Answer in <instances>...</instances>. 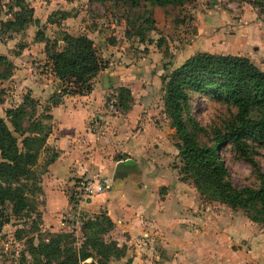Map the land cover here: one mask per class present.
Returning a JSON list of instances; mask_svg holds the SVG:
<instances>
[{"label":"rangeland","instance_id":"obj_1","mask_svg":"<svg viewBox=\"0 0 264 264\" xmlns=\"http://www.w3.org/2000/svg\"><path fill=\"white\" fill-rule=\"evenodd\" d=\"M224 1L210 18L208 0L201 8L196 0L160 6L157 14L144 0L137 7L117 0H0V117L20 147L26 130L14 129L9 110L23 109L21 128L39 121L50 129L33 167L39 187L33 208L16 214L10 203L0 206V264H34L30 240L36 246L50 233H68L76 251L91 255L83 264H264V222L197 190L182 170L180 140L163 105V77L195 53L243 55L264 70V0ZM17 3L32 9V18L14 31L1 22L15 18ZM64 33L89 37L106 64L82 94L64 93L76 85L52 71L46 44L62 50ZM188 112L207 141L235 109L192 92ZM66 120L79 134L74 158L54 143ZM250 144L255 167L230 144L218 146L236 187L264 183V144ZM126 159L133 164L121 165ZM101 176L112 179L105 189L115 199L111 210L108 198L77 205L75 186ZM98 214L112 224L99 220L103 230L93 246L85 221ZM101 243L112 251L102 263Z\"/></svg>","mask_w":264,"mask_h":264},{"label":"trees","instance_id":"obj_2","mask_svg":"<svg viewBox=\"0 0 264 264\" xmlns=\"http://www.w3.org/2000/svg\"><path fill=\"white\" fill-rule=\"evenodd\" d=\"M139 6L140 0H117ZM152 5L166 7L182 6L191 0H144ZM19 11L13 20L1 24L14 31L22 30L30 22L32 9L17 3ZM1 13V8H0ZM26 14V15H25ZM29 17V18H28ZM65 46L62 50L50 49L46 44L52 71L60 81H70L75 90L63 89L69 95L82 94L90 90V80L105 68L96 54L93 41L84 34H63ZM164 110L170 119L176 136L182 162V170L193 180L197 190L212 199L232 208L246 210L254 221L264 222V183L257 187H236L218 155V146L230 144L239 156L251 166L256 163L249 153L250 143L264 144V70L257 67L247 56L198 52L185 59L162 79ZM85 87L83 90L82 87ZM199 92L223 99L235 112L223 122L222 129L216 128L202 140L205 129L189 115L190 93ZM12 126L26 130L20 141L8 123L0 117V206L10 203L16 214L27 213L33 208L31 194L39 190L36 172L33 169L37 157L45 144L49 127L37 121L30 128H21L23 109L9 110ZM27 133V134H26ZM133 161H122L121 165H132ZM112 224L105 214H98L85 221L92 233L93 246L99 244L95 237L102 231L99 220ZM90 237V235H89ZM68 233H50L47 241L34 246L30 240V255L34 264H83L91 257L79 253L69 241ZM105 254L98 259H107L111 247L105 246Z\"/></svg>","mask_w":264,"mask_h":264},{"label":"crops","instance_id":"obj_3","mask_svg":"<svg viewBox=\"0 0 264 264\" xmlns=\"http://www.w3.org/2000/svg\"><path fill=\"white\" fill-rule=\"evenodd\" d=\"M201 1H203V0H196V3H197V7L198 8H201ZM209 1V3H210V6L209 7H207V9H206V15H208V16H210V18L214 15V12H215V14L216 13H219V10L221 9L220 8V6H221V4H223L225 1L224 0H208ZM160 9H161V7L160 6H157V5H155L154 6V11L156 12V14H157V12H159L160 11ZM226 10H228V9H226ZM229 11V10H228ZM215 22L217 23V21L215 20V21H212L211 23L212 24H215ZM58 126H59V128L63 131L64 129H65V134H63V136H59V139H57V140H55L54 141V143L55 144H57L60 148H62L63 149V151L65 152V153H67L68 155H69V158H74V154L73 153H75V152H77L76 150H75V148H71V147H74V145H76V143H74L75 142V138H76V136L77 135H79V134H75L74 135V131H73V129H75V128H77V125H75V123H73L72 121H68V120H66V122H60L59 124H58ZM70 131V132H69ZM68 132V133H67ZM81 151H83V150H81ZM71 156V157H70ZM93 158V157H92ZM92 158H89L88 159V162H90L91 160H92ZM126 160H128V159H126ZM125 161V160H124ZM121 163H122V161H121ZM85 165L87 166L88 164L87 163H85ZM113 176V175H112ZM90 177V176H89ZM89 177H86V178H89ZM113 182H115V181H113ZM113 184V183H112ZM105 196V197H104ZM108 196V197H107ZM110 196H111V194L110 193H108V191L107 190H104L103 192H101L100 194H97V195H94V196H92V197H97L98 199H101V198H103L104 200H106L107 201V198L109 199V201L107 202V207H109L110 208V210H111V206H112V201H115V199H114V197H111L110 198ZM66 202V204H68V201L66 200L65 201Z\"/></svg>","mask_w":264,"mask_h":264},{"label":"built area","instance_id":"obj_4","mask_svg":"<svg viewBox=\"0 0 264 264\" xmlns=\"http://www.w3.org/2000/svg\"><path fill=\"white\" fill-rule=\"evenodd\" d=\"M111 183V178L102 176L99 178L95 177L94 179H84L75 186L74 194L76 204H81L84 198H91L94 195L100 194L105 189L109 188Z\"/></svg>","mask_w":264,"mask_h":264},{"label":"water","instance_id":"obj_5","mask_svg":"<svg viewBox=\"0 0 264 264\" xmlns=\"http://www.w3.org/2000/svg\"><path fill=\"white\" fill-rule=\"evenodd\" d=\"M84 264H93V263H84Z\"/></svg>","mask_w":264,"mask_h":264}]
</instances>
